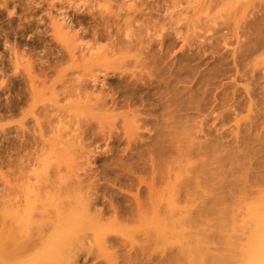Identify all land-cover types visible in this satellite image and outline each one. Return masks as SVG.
Returning a JSON list of instances; mask_svg holds the SVG:
<instances>
[{
	"label": "rangeland",
	"instance_id": "1",
	"mask_svg": "<svg viewBox=\"0 0 264 264\" xmlns=\"http://www.w3.org/2000/svg\"><path fill=\"white\" fill-rule=\"evenodd\" d=\"M222 1V3L220 2L221 4L216 6L213 5V2L211 3V0H0V222L2 223L0 234L2 236L8 233V231H4L6 228L3 226L5 225L3 219L8 220L9 216L13 214V208L6 204L7 200L5 199H19L18 217L22 240V235L27 230H30L31 233L41 230L42 227L46 230L47 227H44L54 219V214L57 215L63 211L61 209L62 204H64L63 200L75 197L79 201L84 198L88 208L84 205L85 203L82 204L86 210L83 208L81 201L79 202L82 209L80 204H77L78 202L73 203L75 208L74 206L71 208L76 213L82 210V213L78 214V220L85 218L87 214L98 216L101 210L108 212H105V215L99 221L90 223L86 228L85 225L80 228V233L90 237L87 236L88 239L85 238L88 242L82 238L86 247L81 243V240L80 243L85 249L84 251L82 250L83 253L81 252L83 255L80 254L76 257L74 264H83L82 262L84 264L85 262L88 264H128L126 260L129 261V259L126 258L130 257H126L127 254H131L129 256L132 257L129 264H147V261L150 264H169L171 262L172 257L178 251L179 244L174 242L175 237H171L174 233L169 232V229L161 230V234L163 233V237L165 234L164 238L167 239V242L163 244L158 238L153 240L147 236V233L152 232L149 230L153 229V234L156 229H159L156 224L160 217L164 216L163 213L160 214L158 211L156 212L145 206L141 208L140 213L133 219L126 220L121 217L125 211L123 207L130 205L133 201V199H129L131 194L134 195L137 192L135 188L127 186L125 177L121 174V170L125 168L124 166L126 164L128 166V159H123L126 151L129 150L125 147V144L127 146L125 137L128 134H133V137L137 139V143L139 145L143 144V147L148 141H151L153 134H155L154 129L151 128L150 130L149 126H137L136 124L141 123H137V121L133 123L134 119H131L133 117L130 115H126V119L129 121L130 119L131 121L133 120V125H131V121L128 125L123 124L121 111H111L112 109L104 110L105 112H102V110L97 111L86 106L83 102L81 105L83 104L90 109H84L83 105L81 106L82 109L74 102L76 101V99L74 100V91L79 92L74 86L78 88L81 83L78 86H76V83L85 82L87 79L86 83H89L90 77L93 75L100 76L107 73L109 77L114 79V72L120 71L126 66L132 71L139 72L142 67L143 72L144 70L147 71V68L144 69L143 62L145 60L142 58L145 53L141 52V49L144 50V46H146L145 43L140 46V50H138L139 47L136 49L137 52H133L135 50L125 51L124 56L114 54V45L111 47L114 43V34H116V37L117 34L124 35L126 27L135 31L142 27L137 32L143 40L146 37L145 41L150 42L148 44L154 54L156 52L157 55L162 53L169 55H155L158 59L163 58L158 60L156 64L158 68L171 67V69L167 70H173L174 64L170 63H173V61L178 62L179 55L188 53L186 46L191 44L189 45L191 48L193 44L191 42H194L193 46L196 47V44L209 43V41H213L212 39H217L216 44L214 43L217 47V52L221 50L220 52L222 53L224 51L229 53V51L232 52L234 50L236 55V49L240 48L241 50L245 43V41H239L246 40V38H248V41L250 37L256 34V32L251 31L252 27L250 28L249 26H252L253 22L257 23L259 17L264 19V0ZM261 23L260 28L264 27V21H261ZM99 24L101 26H98ZM94 25L99 28H95ZM246 27L250 28L249 30L252 34L248 33L249 30L246 31ZM93 29L95 31L98 30L96 32L98 36L95 37ZM176 29H180L178 33L180 32V35L183 34V37L181 36L182 39L180 35L175 33L177 32ZM243 31H246L251 36L247 35L246 32L242 33ZM108 34L110 37L107 36ZM200 38L204 39L200 40ZM218 38L223 39V43L227 44L224 45ZM109 40L113 42L110 43L111 41L109 42ZM214 53L213 55L217 56V53ZM263 53L261 52V55H259L260 52H258L252 59L253 61L251 60V64L247 65L248 68L252 66L254 69L251 68L253 71L250 70L253 72L251 73L253 74L252 77L255 78V81L253 80L255 83L253 82L251 85L258 97L261 95L259 97L261 99L264 97L262 95L264 93V70L261 73L262 69H264ZM219 54L221 53L218 52ZM229 57L227 58L232 59L231 55ZM135 59L138 61L136 62ZM229 59H227L228 63L224 66H230L232 70H235V66L232 67L234 65L231 63L232 60L228 61ZM185 60L187 61V59L183 58L182 61L184 62H181L180 65L184 64ZM210 60L214 59L211 58ZM210 60H205L204 62L208 63L206 64L207 66L204 64L201 67L202 61L200 66L197 65L195 67L194 72L196 71L199 74L201 70H206L208 67L211 68L214 64L216 65L215 60V63L212 62L210 65ZM191 61L190 65H193L198 60ZM135 62H140L139 69H136L137 66L134 68L137 65ZM224 66L222 67L226 68ZM247 66H244V68ZM237 68L242 69L240 66H237ZM240 69L236 72L239 73ZM238 73H236L237 75L235 74L236 79H233L236 81H234L235 84L238 83L236 84L237 86L242 87L247 84V78L251 74L244 71L246 78L243 74L242 77ZM245 78L246 81L243 80ZM233 79H225L224 82L231 80L233 82ZM257 79L260 81L256 82ZM86 83H82V85ZM185 83H179V85H184ZM89 84L87 88L86 85L84 88L95 89L90 87L92 84L90 86ZM259 85L262 87L259 88ZM249 87L252 88L251 86ZM73 88L75 90L71 91ZM89 90H86V92ZM70 91L73 92V97H68ZM95 93L98 94L99 90H96ZM78 98L83 99L82 97ZM255 99L253 100L256 101ZM249 111L244 108L240 110V113L236 116L237 122L235 124L238 123L239 127H243L241 124H245L249 120L248 116L249 118L253 116L254 110L250 111L251 114L248 113ZM233 119L230 120L231 123L226 121V124H224L223 128L230 130H228L229 133L228 136L226 135L225 141L236 137L234 136L236 134L234 126L236 127V125L233 124ZM262 124L263 126L261 127L260 125L261 128H258L260 130L256 129L255 131L257 132L254 131V133H260V135L262 134L261 136L264 135V130L262 129L264 128V123ZM80 130L84 131L78 136ZM134 132L138 133L137 135L139 136H136ZM239 132L236 134L237 138L241 135ZM201 138L203 140L204 137L201 136ZM262 138V141H264V137ZM262 143L264 146V142ZM125 148L127 149L126 151ZM262 151L261 153L263 154H252L256 159H250V161L254 160L252 163L256 164L255 161L259 158L260 161L258 160L257 163L263 162L264 164V161H261L262 157H260L264 155V150ZM263 164L261 163V168ZM252 165L248 168L251 171L253 169L255 171L261 170L259 166L257 168L255 165L252 168ZM171 166L176 167V164ZM248 169L243 176L251 174ZM261 171L263 178V169ZM139 173L145 175L144 172ZM147 177L148 174L146 175ZM232 178L234 179L233 176H230L228 178L230 180L227 181H232ZM147 181H149V178H147ZM262 181L264 182V178ZM154 182L158 181L154 180ZM258 182L260 183L261 181ZM78 185L81 186L79 187ZM158 185L157 183L154 195L160 198L167 197L168 189L164 185L161 187H158ZM263 185L264 183L258 186H261V188L257 187L261 192L264 189ZM46 190L48 191L47 198L45 196ZM263 194L264 192L261 195ZM95 195L98 196L96 198L98 203L94 206L90 203L89 206L88 203L95 199ZM208 195H210V198L212 197V193L208 192ZM208 195L205 192L197 193L196 202L199 205L206 203L209 200ZM256 195L258 194L254 196ZM250 196H247L250 199H246L245 203L248 202L250 204L253 202L255 204L256 202L254 201L257 196L255 199ZM127 197L131 202H129ZM138 199L142 203L149 201V193L146 188L138 193ZM43 201L45 204H41ZM109 202L115 206L124 202L122 204L123 207L118 205L122 208L120 209L121 212L118 211L120 212L118 214H121L120 217H116L118 214L114 215L113 211L110 210ZM103 205L106 209H109L106 210ZM40 206L44 208L43 216L41 215L43 210ZM60 206L61 208H59ZM194 210H197L196 206ZM243 210H245L244 203L229 210V215L233 212V216H230L232 217L231 220L235 217L237 221L229 220V215H226L227 218L225 219H228V222L241 224L242 219L246 218V213ZM32 213L33 215H31ZM195 213L198 221H195L197 223L195 226L193 225L195 224L194 222L191 223L193 227H189V224L184 227L185 229L183 228L184 230H177L178 228L180 229L178 227L173 231H176V233L181 232L182 238L185 237L182 242L185 240L186 243L191 234H195L194 237H202L199 234H203L204 237L206 234V236L210 234L209 237L212 235L211 239H206L205 237L206 244H203L212 253H217L220 245L217 236L218 232L215 231H217L216 225L220 219V213L213 211V213L201 214L195 211L192 214ZM223 215L221 216L223 217ZM30 216H33V218ZM32 220L40 222L41 228L37 229L34 227L33 229ZM35 222L34 225H36ZM249 223L251 224L250 221ZM245 224L247 225V223ZM242 225L244 224L242 223ZM248 225L246 227H238L240 231L237 228L239 225L234 227L237 229L234 232L236 233L237 231L240 234H238L239 237L242 236V242L247 235ZM42 231L40 232L43 233ZM234 232L232 231V234ZM167 234H172L171 238ZM102 235H106L103 240L100 239ZM214 235L216 236L213 238Z\"/></svg>",
	"mask_w": 264,
	"mask_h": 264
},
{
	"label": "bare ground",
	"instance_id": "2",
	"mask_svg": "<svg viewBox=\"0 0 264 264\" xmlns=\"http://www.w3.org/2000/svg\"><path fill=\"white\" fill-rule=\"evenodd\" d=\"M212 2L213 5L217 6V4L219 5L223 1L211 0V3ZM259 19L257 20L260 22H253V25L249 26L250 28L252 27L251 31L256 32V34L253 33L254 37H250L251 39L249 38L248 41V38L246 37V40L239 41H245V43L242 46L241 50L240 48H238L239 50L236 49L237 51L235 50L236 55L234 54V50H231L232 52L229 51V53L228 51H224L226 52L225 54H223L224 52H220V50L218 52L221 54L218 55V52L216 50L217 47L215 46V42L217 39H212V42L209 41V43L198 45L196 44V39V47L193 46L194 42H191L193 43L191 48L189 46L191 44L188 45L189 48L188 46H186L188 53H180V60L178 58V62L172 60L173 63L170 64H174L172 67V69L174 68L173 70H167L171 69V67L158 68V66H156L158 60L163 58L158 59L155 56L157 55L156 52L154 54L149 45L150 42L145 41L146 37L144 40L140 37L141 35L137 32L142 28L140 27V25V29H137V31L130 30L126 27L123 33L124 35L117 34L116 37V34H114V43L110 45L111 47L114 45V54L124 56L125 51L129 52L130 50H135L133 52H137L136 49H138L139 47L138 50H140V46L145 43L146 46H144V50L141 49V52L145 53V58L142 57L143 60L146 61H142L145 66L144 69L147 68V71L144 70L145 74L143 72L142 66L141 70H139L140 73L137 71H132L131 69L130 71L128 66H126L120 71L114 72V79L112 77H109L107 73L100 76L93 75L89 80V83L92 84L91 86L89 83H86L88 79L85 82H77V85L75 84L76 86L81 83L78 88L74 86V88H76V90L78 89L77 91H79H74V100L76 99V101L74 102L79 107L85 104L86 106L91 107V109L97 111L102 110V112L104 110L108 111V109H112L111 111H121L123 124L128 125L131 119H134V122L133 120L131 121V125H133V123L137 121V123H141L136 124L137 126H149L150 130L151 128L154 129L155 134H153L151 141H148L149 143L147 142V144L145 143L146 145L144 144L145 146L143 147V144L139 145L137 143V139L133 137V134H125L127 136L125 137V141L127 142V146L125 144V147H127L129 150L126 151L127 149L125 148V157L121 158L128 159V166L127 164L124 166L125 168L121 170V174L125 177L127 186L130 188H135L137 192L134 195L131 194V198H129L131 200L133 199V203L127 197L129 202H131V204L129 203L130 205H125L123 207L122 204H124V202L119 203L118 205H120V207H123V210L125 209L121 217L126 220H130L136 217L137 214L140 213L141 208L145 206L156 212L158 211L160 214H164V216L160 217L159 221L156 224L157 227L159 226L160 231H158L159 229H156L152 234L153 229L149 230L152 232L147 233V236L153 240L154 238H158L163 244L164 242H167V239L164 238L165 234L163 237V233L161 234V230L169 229V232L174 233L173 235L171 234L172 236L169 234H167V236L169 235L168 237H175L174 242H177V244L179 243L178 251L172 257L169 264H264V194L261 195L262 192H264V189H262V192L258 189L261 188V186H258L264 183L262 181L264 175L263 178L261 175L262 169L264 172V164L263 162H260V164L257 163L258 160L260 161L259 158L255 161L256 164L252 163L256 159V157L254 158L252 154H263L261 152H263L262 150H264L263 143L261 144V142H264L262 141V137H264V135L261 136L262 134L260 135V133H254L256 129L260 130L258 128L260 127V125L262 127V123H264V97H262V100L261 98H259L261 95L258 97V95L255 93V90L251 85L255 81V78L252 77L253 74H251L253 73L252 71L254 69L252 68V66L249 68L247 66L249 65L251 60L254 59V56L258 54V52H260L259 55H261V52L263 53L264 51V27H262L263 29L260 28V26L262 25L261 21L263 22L264 19L262 17H259ZM146 23L148 22L146 21ZM95 26L97 25H94V27ZM98 26L101 25L99 24ZM246 28V31L250 29L248 27ZM176 30L177 32L175 33L180 35V32L178 33L180 29ZM93 31L95 30L93 29ZM249 31L248 33L252 34V32ZM96 32H98V30L95 31V37L98 36L96 35ZM245 32L243 31L242 33ZM116 33H118V31H116ZM248 33L246 32L247 35H250ZM182 35H180L181 39L183 37ZM107 36H109V34ZM201 39L204 38H200V40ZM218 40L222 41V43L224 41L223 39L219 38ZM110 41L111 40H109V42ZM219 41L217 42L219 43ZM112 42L113 41H111L110 43ZM223 44L225 45L227 43ZM145 48L147 49L146 51ZM165 48L167 49V47ZM214 52L217 53V56L213 55ZM227 53L231 55L232 59H229L230 55L227 56ZM160 55L166 56L168 54L162 53ZM183 58L187 59V61L185 60L186 62L180 65L181 62H184L182 61ZM211 58L216 61L217 66L214 64V66H211V68L208 67L206 70H201L199 74L198 72L196 73V71L194 72V69L197 65L200 66L203 61V64L201 66L203 67L204 64H208L204 61H207V59L210 60ZM170 59L169 61L171 62ZM227 59H229L228 61L232 60L231 63L234 64L232 67L235 66V70H232L230 66V68L224 66L228 63ZM191 60L198 61H195V64L192 63L193 65H190V62H192ZM214 60L209 61L210 65L212 64V62H214ZM136 64L137 65H135L134 68L137 66V69L140 62ZM222 66L226 68H223ZM237 66L242 67V69L244 68V66L247 67H245L246 70L245 68L244 70H242L240 68H237ZM247 68L249 69V71ZM238 69H240V72H242H236ZM263 70L264 69H262L261 73L263 72ZM244 71L251 74V76L248 77L249 81L247 76H245ZM236 73H238V75L241 74L240 76H242L243 74V76L247 78L246 85L242 87L238 85V87L236 85L238 83L235 84L236 81L234 79H236ZM246 78L243 80L246 81ZM225 79H233V82H231V80L228 82L225 81L227 82L225 83ZM259 81L258 79L256 80V82ZM183 82H187L185 84L188 85H179V83ZM82 83H86V88L89 84L90 87H94L95 89L90 88L91 90H89V87L88 89H86L84 88L85 85H82ZM198 85H200V87H198ZM249 86H251L252 88H250ZM260 87L262 86L259 85V88ZM74 88L71 91L75 90ZM86 90H89L87 92L91 91L92 93H87ZM96 90H99L98 94H96L97 92L95 93ZM71 91L68 97H73V92ZM262 95H264V93ZM77 97H82L83 99H77ZM254 98H256V101L253 100ZM78 102L80 105L78 104ZM82 102L83 104L81 105ZM85 105H83L84 109H90ZM254 105L256 106L254 107ZM243 108L248 109V111L250 110L251 112L252 110L254 111L252 113L253 116H250V118L248 116L249 114L247 115L249 120H247L245 124H241L243 125V127L240 126V128L239 124H235V122H237L236 116L240 113V110H243ZM250 111L248 113H250ZM126 115H130L133 118H131L129 121L126 119ZM231 119L234 120L233 124L236 125V127L233 125L236 130V134L240 131L239 133L241 135L238 134L240 135V137L237 138V135L235 134V139H227V141H225L224 139H226V135L228 136L229 129H225L223 127L224 124H226V121L230 122ZM262 129L264 130V128ZM84 130H80L78 136H80V133ZM137 134L136 136H139ZM201 136L204 137L203 140H201ZM256 145L258 146L256 147ZM263 156L264 155L260 157H262L263 159ZM250 159L254 160L251 162ZM262 159L261 161H264V159ZM261 163L263 164L262 168L260 167ZM175 164L176 167L171 166ZM251 165L252 168L254 167V165L256 167L259 166L261 170L258 169L257 171H255L253 169V171H251L250 169H248ZM247 169L251 172V174H247L250 179L246 177L247 175L243 176L247 172ZM259 170L261 173L258 172ZM139 172H144L145 175H142ZM146 173L148 174L147 178H149V181H147ZM230 176H233L234 179L232 178V181H227L230 180L228 179L230 178ZM154 180L158 182L155 183ZM258 181L261 182L259 183ZM157 183L159 184L158 187L164 185L165 188L168 189L167 197L160 198L154 195ZM144 188H146L149 193V201L142 203L138 199V193ZM201 192H205L207 193V195L208 192L212 193V197L210 198L211 194L208 195L209 200L206 203L199 205L196 202V194ZM47 194L48 191L45 194L46 198L48 197ZM255 194H258L256 195L257 198L256 196H254ZM249 195H251V198H256L254 201L256 202L255 204L253 202L250 204L248 202V204L245 203L246 199L249 198L247 197ZM123 197H125V195ZM94 198L95 199L91 198L93 200H91L90 202L88 201L89 206L90 203L93 206L98 203L96 200L98 196ZM5 200H7V202H4H6L8 206L13 208V214L12 216H9L8 220L3 219L5 223V225L3 226L4 228H6L4 231H8V233L4 236L0 234V264H74L76 257L82 254V250L84 251L86 247L83 243V239L89 236L80 233V228L84 225L86 228V226H88L90 223H95L97 222V220L99 221L103 218L105 212H108H103V210H101L100 215L98 216H93L86 213L87 215L85 216V218L78 220V214L82 213V210H80L79 213H76L74 210L72 211L71 208L74 206L73 203L78 202L77 204H80L79 201H81V204L85 203L84 205H86V201L84 200V198H81L78 201V199H76L75 197H71L63 200L64 204H62V208L61 206L59 207L63 209V211H61L57 215L54 214V219H52L47 226L45 225L44 228L47 227L46 230H44L43 227H40V222L38 223L32 220V228H41V230H37L35 228L37 230L35 231V233H31L30 230V232L27 230L22 235L23 239L21 240V229L18 217V211L20 208L19 199L8 198ZM109 203L110 210L113 211L114 215L121 212L120 209L122 208H120L117 204L116 205L118 207L113 205V203L111 204V202ZM242 203H244L245 210L243 211L246 213V218L242 219V221L240 222L241 224H239L238 222H228L232 218L230 216H233V212L229 215V210H232L234 207H239ZM41 204H45L44 201L43 203L41 202ZM195 206L197 207V210H194ZM83 208L85 209L84 206ZM103 208L106 209L105 206ZM42 210L41 211L43 213H40L43 216L44 208H42ZM195 211H198L201 214L208 212L213 213V211L220 213V222L218 221L219 223L217 222L216 225L217 231H215L216 228L214 230L215 232H218V235H216L218 236V242L220 245L217 253H212L204 245L206 244V239H211L212 235L211 237H209L210 234L209 236H206V234L205 239L203 234H199L202 237H194L195 234L193 235L190 233L191 237L189 235L188 238L190 242H188V240L186 243L184 240L183 242L185 243H183L182 239H184L185 237L182 238L181 232H177V234L176 231H173L178 227H180V229L178 228L177 230H184V227L186 225H191V223L197 221L196 213L192 214ZM31 215H33V213ZM120 215L118 214L116 215V217H120ZM221 215H223V217ZM226 215H229V220L225 219L227 218ZM31 218H33V216ZM247 219L251 222V224ZM233 220L237 221L235 217ZM34 222L36 225H34ZM228 223L232 224L229 225ZM242 223L245 226L242 225ZM245 223H247V225L249 224V229H247V235L245 237V240L243 239L244 241L242 242V236L239 237L240 234L237 231L236 233L234 232L235 230H237L234 227H236L235 225H239L237 226V228L240 226L246 227L247 225ZM0 224V228H2V223L0 222ZM196 224L197 223L195 222V224L193 225L195 226ZM190 225L189 227H193V225ZM31 226L29 227L31 228ZM240 228H238V231H240ZM40 231H42L43 233H41ZM232 231L234 232L233 234ZM183 233L185 234V232ZM216 235H214L213 238ZM105 238L106 235L100 236V239L102 240ZM87 239L85 240L87 241ZM129 255L131 254H127L126 257H130L132 259V257ZM130 258H126L129 259V261L126 260L128 264L129 262L131 263ZM83 260L85 259L83 258ZM82 263L84 264V262ZM146 263L148 264L149 261H147ZM85 264L88 263L85 262Z\"/></svg>",
	"mask_w": 264,
	"mask_h": 264
}]
</instances>
